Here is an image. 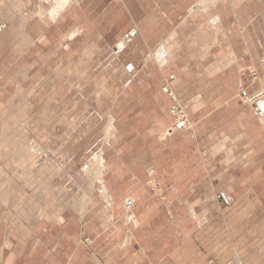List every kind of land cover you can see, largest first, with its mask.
Here are the masks:
<instances>
[{
  "label": "rangeland",
  "instance_id": "374dc122",
  "mask_svg": "<svg viewBox=\"0 0 264 264\" xmlns=\"http://www.w3.org/2000/svg\"><path fill=\"white\" fill-rule=\"evenodd\" d=\"M58 1L0 0L1 35L19 39L0 45V264H196L186 245L207 248L214 264H264V120L238 97L239 81L252 77L237 67L231 30L204 14L148 62L176 75L195 122L169 136V95L157 99L138 82L161 77L128 73L137 66L125 52L46 38ZM254 18L251 38L264 48V13ZM99 149L103 180L83 211L81 164ZM155 176L164 203L149 187ZM182 179L193 186H167ZM148 191L153 212L138 220L124 202ZM220 192L233 205H221Z\"/></svg>",
  "mask_w": 264,
  "mask_h": 264
},
{
  "label": "crops",
  "instance_id": "0c3cea01",
  "mask_svg": "<svg viewBox=\"0 0 264 264\" xmlns=\"http://www.w3.org/2000/svg\"><path fill=\"white\" fill-rule=\"evenodd\" d=\"M261 13H264V0H69L66 9L45 28L47 29L46 38L53 44L56 41L62 42L66 38L64 40L66 47L74 46L76 51L80 50L81 46H99L112 49L113 53L119 57L125 52L126 56L133 60L137 66L132 72L125 68L128 73H133L134 77H161L162 80L156 81L154 84L150 79L138 81L140 85L148 87V90H153L158 99V94L163 91L164 77L167 80L170 76H175L171 81L172 90L175 91L176 75L170 73L171 70L165 72L162 68L159 69V72L155 71L149 67L148 62L155 61L157 58L161 59L159 54H161L162 49L163 52L165 51L164 46L161 45L171 44L167 40L172 37L174 29L198 27V22H203L204 14L211 15L212 24L221 23L223 28L231 30L228 39L237 58V67L241 66L243 74L254 70L259 77H264V66L261 65L263 61L260 55L262 46L260 44L259 47L261 48H258L260 42L254 43L250 34V29L254 27L252 24L255 19L254 16L256 17L257 14ZM184 20L186 24L183 23ZM192 22L195 24H191ZM11 25L13 26L14 23ZM0 26L2 27L0 45L19 44V39L8 42L5 35H1L6 24L0 22ZM132 28L137 30V36L131 42L125 43L118 52L116 46L122 40L123 34ZM56 37L58 39L54 40ZM252 45L257 46L253 48ZM239 46H243V48L240 49ZM262 49L264 50V48ZM152 53H154L153 57H151ZM188 74L190 73L187 72ZM131 83L132 80L128 85ZM242 84H247L243 78L238 83L237 93ZM177 132H173L169 136ZM157 170L158 167L155 171ZM167 171H170V167L163 170V172ZM167 186L178 188L193 186V184H184L182 179L180 184H178V180H170ZM194 186H199V182ZM149 187L151 191H154V195L163 201L162 203L168 199V195L162 189L163 184L157 180L156 176L150 179ZM147 195V197H143L136 194L137 203H135L134 208L136 207L138 220L142 211L147 209L149 213L152 214L153 212L151 211L154 202L153 197L149 191ZM171 203L168 204L171 205ZM169 205H167L168 209ZM189 213L192 218H195L193 209H189ZM195 213L197 214L198 210L195 209ZM195 219L198 224L197 218ZM198 225L199 229L203 226L202 224ZM181 249H185V252L195 251L198 253L196 264H214V260L207 257L210 253L206 250L207 248L203 249L202 246H196L190 249L186 245ZM174 253H176L175 250L171 251L169 255L171 259L174 258ZM169 257H166L165 260Z\"/></svg>",
  "mask_w": 264,
  "mask_h": 264
},
{
  "label": "built area",
  "instance_id": "2783aa9c",
  "mask_svg": "<svg viewBox=\"0 0 264 264\" xmlns=\"http://www.w3.org/2000/svg\"><path fill=\"white\" fill-rule=\"evenodd\" d=\"M137 33L136 29H129L124 33L122 39L125 43H129L137 36ZM261 65L264 66V62H262ZM126 68L130 72L134 70V66L132 64H128ZM250 75L252 77V81L249 84H242L239 87L238 97L243 104L251 108L256 118L264 119V87L259 82L256 71H250ZM174 78V75L170 76L163 86V91L167 93L171 99L170 114L173 118V123L169 128L170 134L177 131H190L195 126V122L191 118L186 106L180 102L177 95L172 90L171 81ZM218 199L224 207L233 205V198L225 192H220L218 194ZM135 203L136 200L133 197L127 198L124 202L125 210L131 211L134 208Z\"/></svg>",
  "mask_w": 264,
  "mask_h": 264
},
{
  "label": "bare ground",
  "instance_id": "6f19581e",
  "mask_svg": "<svg viewBox=\"0 0 264 264\" xmlns=\"http://www.w3.org/2000/svg\"><path fill=\"white\" fill-rule=\"evenodd\" d=\"M69 0H59L56 3V6H53V9L48 12L49 19L54 20L57 16L61 14L62 11L66 9L68 6ZM57 19V18H56ZM2 30V27L0 28ZM1 32V31H0ZM124 42V41H123ZM123 46L117 45L116 48L121 50ZM264 120V119H263ZM105 171V158H104V150L99 149L92 156L83 160L81 164V176L82 181L86 185V191L84 194L83 201L81 202L82 210H86V206L91 202L92 193L95 188L97 182H101L103 180V174ZM110 200V199H109ZM86 212V211H85Z\"/></svg>",
  "mask_w": 264,
  "mask_h": 264
}]
</instances>
